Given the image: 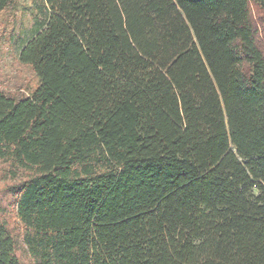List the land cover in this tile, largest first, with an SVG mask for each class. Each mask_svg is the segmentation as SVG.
I'll list each match as a JSON object with an SVG mask.
<instances>
[{"label":"trees","instance_id":"obj_1","mask_svg":"<svg viewBox=\"0 0 264 264\" xmlns=\"http://www.w3.org/2000/svg\"><path fill=\"white\" fill-rule=\"evenodd\" d=\"M38 1L0 264H264V0Z\"/></svg>","mask_w":264,"mask_h":264},{"label":"rangeland","instance_id":"obj_2","mask_svg":"<svg viewBox=\"0 0 264 264\" xmlns=\"http://www.w3.org/2000/svg\"><path fill=\"white\" fill-rule=\"evenodd\" d=\"M39 4L38 0H12L10 6L0 12V90L17 100L30 97L40 84L34 69L20 61L23 47L34 36ZM252 12L256 24L261 25L263 13L257 8ZM16 184L0 182V218L5 219L11 232L19 236L23 227L17 219L14 197L10 192ZM18 256L23 264H32L23 246Z\"/></svg>","mask_w":264,"mask_h":264}]
</instances>
